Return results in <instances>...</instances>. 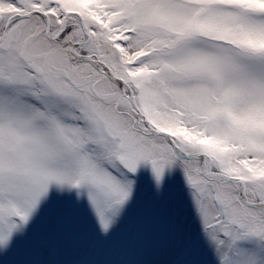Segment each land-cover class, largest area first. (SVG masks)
<instances>
[{
  "label": "snow or ice",
  "instance_id": "obj_1",
  "mask_svg": "<svg viewBox=\"0 0 264 264\" xmlns=\"http://www.w3.org/2000/svg\"><path fill=\"white\" fill-rule=\"evenodd\" d=\"M0 264H264V0H0Z\"/></svg>",
  "mask_w": 264,
  "mask_h": 264
}]
</instances>
